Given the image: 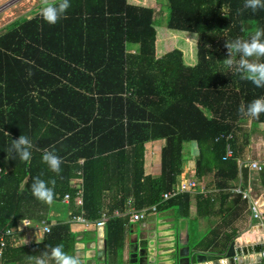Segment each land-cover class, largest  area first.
<instances>
[{
  "label": "trees",
  "instance_id": "trees-1",
  "mask_svg": "<svg viewBox=\"0 0 264 264\" xmlns=\"http://www.w3.org/2000/svg\"><path fill=\"white\" fill-rule=\"evenodd\" d=\"M167 2V28L196 36L194 66L184 64L178 49L157 58L152 9L128 0H70L53 25L37 14L5 28L0 35V231L14 229L20 220L40 223L52 206L91 223L104 212L106 254L120 261L129 222L115 212L157 205V211L172 210L177 222L191 220L189 193L160 203L163 193L174 190L184 166L182 145L189 142L199 151L194 178L212 174L219 192L196 195V216L210 221L235 211L240 196L228 204L224 193L238 181L235 134L249 117L241 109L264 98V87L219 71L225 41L247 39L254 33L249 22L264 29V9L253 12L244 0ZM127 44L136 49L129 51ZM229 134L233 138L227 142ZM19 135L32 143L28 162L9 152L11 139ZM156 140L165 145L154 178L145 175L143 160L145 144ZM227 143L234 155L222 160ZM45 151L60 158L58 172L42 162ZM35 177L53 189L50 202L32 196ZM77 177L80 183L72 184ZM66 195L67 205L61 206ZM71 237L68 223L57 222L40 242L5 249L0 261L25 264L26 255L39 256ZM198 240L195 234L189 245ZM217 244L214 237L208 246Z\"/></svg>",
  "mask_w": 264,
  "mask_h": 264
},
{
  "label": "crops",
  "instance_id": "crops-1",
  "mask_svg": "<svg viewBox=\"0 0 264 264\" xmlns=\"http://www.w3.org/2000/svg\"><path fill=\"white\" fill-rule=\"evenodd\" d=\"M42 0H0V31L15 21H23L24 16L29 19L39 14ZM176 38V36H172ZM167 42L165 38L156 39L157 43ZM132 45V44H131ZM134 46V45H132ZM136 48V47H135ZM238 131L235 134V152L237 156L238 165V181L233 188L225 190L230 197L227 203L236 199L240 194L233 192L238 189L247 195V199L243 200L240 196L238 205L234 208L235 211L228 213V215L221 219L204 220L202 217L196 216V201L195 197L198 194L204 196L216 197L219 193L212 187V174H209L199 181L198 187L190 192L191 200L189 207L190 219L196 218L199 220V227L203 229L200 233V228H197V233L190 228V223L174 218L172 210L156 211L152 214L146 215L141 221L131 223L127 226V234L125 238V246L122 251L120 261L108 257L104 247V238L106 229H89L81 223L73 222L69 217L67 211L60 210L57 206L49 208L46 219L43 221L50 226L57 222H66L70 227L71 241L63 245V250L69 254L79 256L82 264H128V249L130 240H134L135 234L140 235V242L147 243L148 252L151 253L149 258L153 259V264H179L178 250L185 252V247L189 248V256L192 259L190 264H194L193 260L195 254H220L221 250H226L233 235L247 232L254 225H262L264 228V188L259 179V172L264 167V117H248L242 124H240ZM165 145V140L150 141L145 144L144 151V172L145 175L151 177H158L161 171V150ZM182 160L184 163L183 170L178 176V181L174 187L176 189L182 180L195 177V164L198 159V148L193 142L184 143L182 145ZM257 164L260 169L254 170L250 167L251 163ZM72 184H79L80 177L71 180ZM75 200V204L79 207V200ZM80 199V198H79ZM104 204L107 205L108 195H104ZM67 201L62 200L61 206H66ZM81 203V200H80ZM166 203V201L164 202ZM224 206V205H223ZM250 206H255L258 218H255L250 210ZM225 208V206L223 207ZM146 209V208H145ZM129 215L127 212L120 213L119 216ZM42 222V221H41ZM40 223H33L29 220H20L19 229L9 237L6 238V248H16L21 246H29L40 242L44 236ZM91 223V222H89ZM16 224V225H17ZM196 229V227H194ZM192 230V236L197 235L199 239L193 246L189 245V234ZM215 231V235L213 232ZM261 236L262 241H257V238L251 246L259 247L257 252L259 254L264 252V232L257 234ZM217 239V246H208L209 242ZM250 237V236H249ZM226 238H229L226 241ZM207 246V247H206ZM97 258V252H103ZM255 251V250H254ZM250 255V254H248ZM99 259V260H98ZM0 264L2 262L0 261ZM184 264V263H183Z\"/></svg>",
  "mask_w": 264,
  "mask_h": 264
},
{
  "label": "clouds",
  "instance_id": "clouds-1",
  "mask_svg": "<svg viewBox=\"0 0 264 264\" xmlns=\"http://www.w3.org/2000/svg\"><path fill=\"white\" fill-rule=\"evenodd\" d=\"M69 7L70 0H42L39 16L45 23L53 25L66 14ZM244 7L253 12L258 8L264 9V0H244ZM225 48L227 55L222 60L223 67L219 73L225 75L226 72H235L241 79L250 81L257 88L264 87V62L260 60L264 58V29L257 28L247 39L238 37L225 41ZM241 110L246 111L250 117H258L264 113V98L252 100L246 109ZM11 140L9 152L18 156L21 161H30L31 141L24 135ZM41 160L50 171H59L61 161L53 152L45 151ZM30 188L32 196L38 201L47 203L53 198V189L38 177L33 178ZM25 264H82V260L79 256L65 252L62 245H56L50 251H42L39 256L26 255Z\"/></svg>",
  "mask_w": 264,
  "mask_h": 264
},
{
  "label": "water",
  "instance_id": "water-1",
  "mask_svg": "<svg viewBox=\"0 0 264 264\" xmlns=\"http://www.w3.org/2000/svg\"><path fill=\"white\" fill-rule=\"evenodd\" d=\"M263 234L264 228L262 225H254L247 232L238 236L235 234L232 236L226 250H221L220 254H195L193 260L194 264H258L262 262L259 254H253L257 252L259 247L251 246L257 238V241L261 242L263 238L258 236V233ZM250 236V237H249ZM140 235L135 234L134 240H130L128 249V264H153V259L149 258L151 253L148 252V245L145 241L140 242ZM105 247V243H104ZM255 250V251H254ZM103 252H97V258ZM179 258V264H190L191 258L189 256V248L185 247V252L181 250L177 252ZM250 254V255H248ZM99 260V259H98Z\"/></svg>",
  "mask_w": 264,
  "mask_h": 264
},
{
  "label": "rangeland",
  "instance_id": "rangeland-1",
  "mask_svg": "<svg viewBox=\"0 0 264 264\" xmlns=\"http://www.w3.org/2000/svg\"><path fill=\"white\" fill-rule=\"evenodd\" d=\"M129 3L133 4V5H139V6H144L147 8H151L153 11V23L156 29V35H157V39H161V38H165V40L167 42L162 43V46H160V43H157V46L155 47L156 51V57L160 58L162 57L164 54H166L167 52H170L174 49H178L182 52L183 54V62L185 65L187 66H194L197 63V57H198V53H197V43H196V36L192 35V34H184V33H177V32H172L171 30H169L167 28V23H168V19H169V7H168V2L167 0H128ZM22 19H26L25 16ZM21 21V20H19ZM249 25V33L251 32H255L256 28L253 25V23H248ZM8 29L5 30H1L0 31V35L7 31ZM172 36H176V38H172ZM127 49L129 51H133L135 50V46H132L131 44H127ZM183 181V180H182ZM186 184V183H185ZM192 191L194 190H190L189 192L192 193ZM151 214L150 212L148 213V215ZM129 221H130V217H129ZM131 222V221H130ZM138 221H134L131 223H135ZM188 223H190V228H192V226L196 227V229L194 230L197 233V228L199 229V220L196 218H191V220L186 221ZM194 224V225H192ZM15 227H19V224H17ZM85 227V226H84ZM51 228V226H50ZM100 229L97 228L95 225L90 226L88 228L85 227V230H89V229ZM105 228V227H103ZM101 228V229H103ZM200 233H203V229L200 228ZM44 234H47L43 231ZM262 261L264 260V258H261Z\"/></svg>",
  "mask_w": 264,
  "mask_h": 264
},
{
  "label": "built area",
  "instance_id": "built-area-1",
  "mask_svg": "<svg viewBox=\"0 0 264 264\" xmlns=\"http://www.w3.org/2000/svg\"><path fill=\"white\" fill-rule=\"evenodd\" d=\"M232 138H233L232 134H229L225 137L227 142L229 140H231ZM233 155H234V151L232 149V146H231V144L227 143L226 148H225V153H224V156L222 157V160L230 159L233 157ZM250 167L254 170L260 169V167L253 162L250 164ZM198 185H199V181L196 178H189V179L183 180L179 183L178 187L176 189H174L173 191L163 193L161 196L160 203L163 204L165 201L169 200L170 198H172L175 195L183 194V193H190L189 191L195 190L198 187ZM233 192L240 194V196L243 200L247 199V195L244 192H242L238 189H234ZM63 199L65 201H67L68 195H66ZM77 200H79V204H81L80 199L78 198ZM250 210L253 214H255V218H258L255 206H250ZM156 211H157V205H154L152 207L142 209V210L130 209L127 211V214L130 217V221L134 222V221H141L145 218L146 215H148L149 212L152 214ZM119 214L120 213H118V212L114 213L115 216H119ZM108 220H109V217L104 212L101 214V217L93 223H89L88 221L83 219L81 216L72 217L73 222L81 223L86 228H88L89 225L90 226L95 225L97 228L101 229V228L105 227V223ZM41 228H42V231H44L45 233L50 232V225L44 221L41 222ZM17 229H19V228L15 227L14 229H7L5 231H0V258L2 257L3 252L6 248V238L9 237L11 234H13V231L15 232ZM259 256H260V258H264V252H260Z\"/></svg>",
  "mask_w": 264,
  "mask_h": 264
}]
</instances>
